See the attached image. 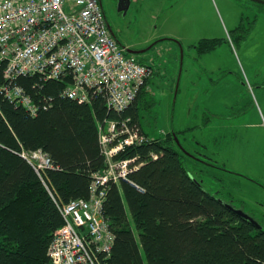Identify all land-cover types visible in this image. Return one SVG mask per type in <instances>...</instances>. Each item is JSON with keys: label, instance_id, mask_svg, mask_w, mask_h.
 I'll return each mask as SVG.
<instances>
[{"label": "trees", "instance_id": "16d2710c", "mask_svg": "<svg viewBox=\"0 0 264 264\" xmlns=\"http://www.w3.org/2000/svg\"><path fill=\"white\" fill-rule=\"evenodd\" d=\"M223 42L202 37L190 48L202 56ZM70 81V74L35 73L10 82L0 68V264L48 261L53 233L63 225L61 205L88 199L94 175L106 166L100 130L109 120L144 141L114 156L130 159L134 170L106 184L102 214L113 242L109 253L92 252L94 264H264V224L238 215L231 199L217 198L186 170L176 141L185 130L159 137L143 130L140 109L151 104L147 77L121 111L107 107L105 92L91 91L86 102L67 97ZM13 84L35 104L34 115L5 96L3 87ZM35 150L52 166L38 172L22 155ZM190 155L203 165L212 160L204 152Z\"/></svg>", "mask_w": 264, "mask_h": 264}, {"label": "rangeland", "instance_id": "374dc122", "mask_svg": "<svg viewBox=\"0 0 264 264\" xmlns=\"http://www.w3.org/2000/svg\"><path fill=\"white\" fill-rule=\"evenodd\" d=\"M107 1L118 43L150 66L143 130L151 137L185 130L178 141L186 170L264 224V3L131 0L123 12ZM202 37L225 42L198 56L190 45ZM197 152L211 163L192 158Z\"/></svg>", "mask_w": 264, "mask_h": 264}, {"label": "built area", "instance_id": "2783aa9c", "mask_svg": "<svg viewBox=\"0 0 264 264\" xmlns=\"http://www.w3.org/2000/svg\"><path fill=\"white\" fill-rule=\"evenodd\" d=\"M0 68L10 82L19 75L58 79L70 74L64 95L86 102L91 91L105 92L107 107L116 111L135 98L151 71L109 33L100 0H0ZM2 90L36 113L20 86L5 85ZM143 141L138 131L106 121L100 130L106 166L94 175L88 199L61 205L63 225L53 233L45 264H94L92 252H110L113 234L102 214L105 187L109 181L127 179L134 170L130 159L114 156ZM22 155L38 172L52 166L42 150Z\"/></svg>", "mask_w": 264, "mask_h": 264}, {"label": "water", "instance_id": "95a60500", "mask_svg": "<svg viewBox=\"0 0 264 264\" xmlns=\"http://www.w3.org/2000/svg\"><path fill=\"white\" fill-rule=\"evenodd\" d=\"M253 1H257V2H260V3H264V1H262V0H253ZM129 5H130V0H118L117 1V6H118V10L119 11L123 10V12H124L125 9L128 8ZM127 51L129 53H132V54H137V53L141 52V51L132 50V49H127ZM180 58L182 59V52H181V57ZM176 141H177V144L179 145L180 143L177 140V138H176ZM228 206H229L230 209H232L233 211H235L241 217H243L245 219H248L253 224L259 226L258 221L255 218H253L252 216H250L249 214H247L242 208H235L232 205H228Z\"/></svg>", "mask_w": 264, "mask_h": 264}, {"label": "flooded vegetation", "instance_id": "af4514ba", "mask_svg": "<svg viewBox=\"0 0 264 264\" xmlns=\"http://www.w3.org/2000/svg\"><path fill=\"white\" fill-rule=\"evenodd\" d=\"M117 1H118V0H116V4H117ZM100 2H101V5H102V8H103V10H104L105 17H106V24H107L108 31H109V33H110L115 39L118 40L119 36H118L117 30H116V28H115L114 21H113V19L109 16V14L106 13V11H105V6H104L102 0H100ZM110 5H111V0H108V1H107V6H110Z\"/></svg>", "mask_w": 264, "mask_h": 264}, {"label": "bare ground", "instance_id": "6f19581e", "mask_svg": "<svg viewBox=\"0 0 264 264\" xmlns=\"http://www.w3.org/2000/svg\"><path fill=\"white\" fill-rule=\"evenodd\" d=\"M91 192V191H90Z\"/></svg>", "mask_w": 264, "mask_h": 264}, {"label": "crops", "instance_id": "0c3cea01", "mask_svg": "<svg viewBox=\"0 0 264 264\" xmlns=\"http://www.w3.org/2000/svg\"><path fill=\"white\" fill-rule=\"evenodd\" d=\"M131 1V0H130Z\"/></svg>", "mask_w": 264, "mask_h": 264}]
</instances>
